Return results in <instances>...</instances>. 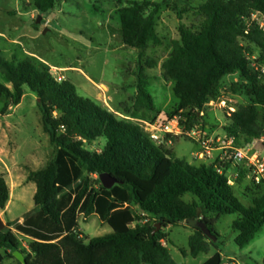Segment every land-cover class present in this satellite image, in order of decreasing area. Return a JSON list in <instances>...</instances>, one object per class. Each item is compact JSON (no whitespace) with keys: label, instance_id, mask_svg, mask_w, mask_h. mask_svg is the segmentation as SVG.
I'll use <instances>...</instances> for the list:
<instances>
[{"label":"trees","instance_id":"obj_1","mask_svg":"<svg viewBox=\"0 0 264 264\" xmlns=\"http://www.w3.org/2000/svg\"><path fill=\"white\" fill-rule=\"evenodd\" d=\"M56 1L34 0V4L46 14ZM164 6L170 7L168 0L134 1L119 11L123 44L138 50L140 59L151 45L162 44L156 19ZM197 11L204 18L202 30L182 27L181 42L162 65L178 100L165 118L177 116L184 132L195 130L202 123L200 114L207 115V105L219 98L223 79L239 74L245 84L235 86L233 92L245 91L251 104L227 115L224 134L235 138L237 148L264 142V78L251 68L241 44L245 41L257 48V62L264 64V30L250 23L253 13L264 16V0H208ZM148 63L150 69L156 67L155 62ZM0 71L12 87L0 83V99L5 100L0 113L6 115L19 106L29 88L38 99L43 131L54 148L44 169L29 171L27 180L37 187L34 209L22 223L5 224L0 217V264L13 257L9 251H20L23 264H177L162 244L167 240L165 230L171 227L186 224L192 230L189 251L183 252L192 258L217 249L193 222H204L219 239L214 227L220 217L238 214L233 228L240 249L264 227V193L245 206L229 184L230 170H239L237 185L250 174L244 163L234 166L217 159L190 164L177 159L172 148L157 146L138 125L78 97L72 82L58 81L49 68L31 60L7 61L0 52ZM136 79L134 109L154 111L142 65ZM100 139L106 140L101 153L86 149V144ZM102 174L119 184L105 189L99 179ZM189 194L197 201L185 203ZM9 201L10 188L0 177V210ZM80 216L86 220L97 216L112 233L87 239L79 230ZM157 225L160 230L154 234ZM222 263L217 251L204 264Z\"/></svg>","mask_w":264,"mask_h":264},{"label":"rangeland","instance_id":"obj_2","mask_svg":"<svg viewBox=\"0 0 264 264\" xmlns=\"http://www.w3.org/2000/svg\"><path fill=\"white\" fill-rule=\"evenodd\" d=\"M134 1L159 4L164 0H57L54 8L46 14L37 10L34 0H0V52L7 61L31 60L41 67L49 68L58 81L72 82L76 86L78 97L91 100L114 114L119 113L116 114L118 118L138 125L143 131L145 122L161 123L165 121V115L171 114L178 106L173 84L164 76L162 65L170 57L174 45L181 42L182 27L194 32L202 30L204 18L197 8L208 0H168L170 7L164 6L156 19V32L162 44L151 45L143 59H140L138 50L126 47L122 41L119 11ZM150 10L148 8L147 12ZM252 16L251 24L254 22ZM39 17H42L41 23L36 24ZM241 44L245 54L251 56L252 60L259 59L260 51L257 48L245 41ZM151 61L156 64L153 69L148 67V62ZM141 65L148 77V90L154 98L157 110H144L145 114L139 115L143 111L136 112L134 109L137 98L134 88ZM84 74L96 84L88 82ZM0 83L12 88L1 71ZM244 84L239 74L223 79L222 90L216 100L219 104L208 109L206 120L201 123L200 137H170L172 145L168 147L172 148L177 159L188 163L197 162L194 153L197 147L201 150L200 143L204 141H212L213 149L218 146V142L219 147H223L225 137H228L224 134V126L230 112L221 102L225 101L227 107L234 111L249 106L251 99L245 91L233 92L235 86L239 88ZM4 102V99H0V110L4 107ZM37 103L36 95L26 87L22 103L6 120L0 113V136L5 144L3 148L14 151L13 156L18 163H35L36 159L44 162L54 156L49 136L43 131ZM160 114V118H156ZM144 115L150 118L145 119ZM105 144L106 140L100 139L86 144V149L101 153ZM249 145V156L254 153L264 155L263 141H253ZM233 146L238 147L236 141ZM225 152L231 154L232 150L227 149ZM210 160L212 159L199 161ZM227 176L229 184L235 186L236 196L245 206H250L255 197L264 193V184L258 186L250 174L240 185H237L239 170H232ZM10 186L13 187V184ZM19 191L24 193V189ZM183 201L191 204L197 198L189 194ZM31 205L34 206L33 195H26V201L20 203L18 195L15 197L12 194L6 221L20 218ZM238 219V214L220 217L214 227L220 238L214 242L217 249L212 251L220 252L223 264H229V260L237 264H264V227L250 244L240 249L235 243L237 233L233 228ZM78 224L87 239L112 233L111 228L103 224L97 216H91L87 221L80 216ZM164 233L167 235V240H164L165 247H168L177 264H204L210 257L205 254L197 258L183 255V252L189 251V238L193 234L188 225L171 227ZM4 264L10 262L6 261Z\"/></svg>","mask_w":264,"mask_h":264},{"label":"built area","instance_id":"obj_3","mask_svg":"<svg viewBox=\"0 0 264 264\" xmlns=\"http://www.w3.org/2000/svg\"><path fill=\"white\" fill-rule=\"evenodd\" d=\"M254 21L253 23L257 24L260 29L264 30V16L260 13L252 14ZM258 19L257 21L255 19ZM246 58L250 63L251 68L257 72L262 78H264V64L259 63L257 61L252 60L251 56L246 54ZM216 101H211L207 107L208 109L217 107ZM221 105L226 109H229V115L234 113L235 111L232 108H228L225 104V101L221 102ZM232 111V112H231ZM205 112L200 114L201 122L206 120ZM202 124L198 126L193 131H186L182 129L180 126V118L174 117L172 119H165L161 123L156 121L154 123L148 124L145 123L144 130L142 131L154 144L157 146H170L172 145V140L170 137H178L180 135H186L188 137H200ZM226 141L223 142L222 149L226 151L227 149H231L232 153L228 154L225 152L223 157L220 159L221 161H230L234 166L240 165L244 163L249 170L250 176L252 180L257 185L264 183V155L260 156L258 153H254L249 156L250 145H247L244 148H236L233 146L235 139L232 137H225ZM201 150L195 154V160H209L212 159L213 147L212 141H204L200 143ZM231 170L229 171V173ZM163 246H165V241H162Z\"/></svg>","mask_w":264,"mask_h":264},{"label":"crops","instance_id":"obj_4","mask_svg":"<svg viewBox=\"0 0 264 264\" xmlns=\"http://www.w3.org/2000/svg\"><path fill=\"white\" fill-rule=\"evenodd\" d=\"M58 68L61 69V70L65 69V67H58ZM84 76H85V78H86V80L88 82H90L93 85L96 84L88 75L84 74ZM134 92L137 94V88L136 87L134 88ZM19 106L11 107L10 110L8 111V113L6 115H3V116H5L4 119L6 120V118H8L10 113L14 112L15 109H17ZM155 107H156V105H155ZM156 110H157V108H156ZM145 112L146 111H143L142 113H139V115L145 114ZM115 114H119V113L115 112ZM159 116H161V114L158 115V117H156V118H160ZM143 118L149 119L150 117L147 116V115H144ZM217 145L218 146L213 150V153H212V157L213 158H212V160H210V161H199L198 160L197 162H194V163L192 162L190 164H195V163H200V162L212 163L213 161H215L217 159H221L223 157V155L225 154V151L221 147H219L220 146L219 142H218ZM4 146H5L4 141H3L2 137L0 136V172H1V176L0 177H3L5 179V181L7 182L8 186L10 188V201L7 204L5 210H0V217H1L2 221L5 224L12 223V222H15V221H19L20 223H22L24 216L28 212L33 210L34 206H32V205L29 206L28 211L26 213H24L20 218H17L15 220L7 222L6 219H5V216L8 215V212H9V209H10V206H11V196H12V194H15V197L18 195V201L20 203L26 201V195H28V197L29 196L31 197L33 195V199H34V195H35V193L37 191V187H36V184L34 182H28L27 179H28L29 171H38V170L44 169L49 161L45 160L44 162H38V159H36L35 163L34 162L33 163H30V162L18 163L16 161V159L14 158V156H13V152L14 151L5 150L3 148ZM198 152H199V148L197 147V151L194 154H196ZM10 184H13V187H11ZM21 189H24V193H22L23 191L22 192L19 191ZM80 232H81V230H80ZM22 247L28 251V246H27L26 242H23ZM167 249H168V247H167ZM16 252H20V251H14V252L9 251V253L13 254V257L10 258V259H7L6 261H9L10 264H23V262L20 261L15 256ZM215 252H217V251H215ZM215 252L211 251V253L209 255H207V256H210V257H208V259L206 261H208L215 254ZM20 254H21L22 258L25 261V256L21 252H20ZM6 261H4V263ZM229 262H230L229 264H237L233 260H229Z\"/></svg>","mask_w":264,"mask_h":264},{"label":"water","instance_id":"obj_5","mask_svg":"<svg viewBox=\"0 0 264 264\" xmlns=\"http://www.w3.org/2000/svg\"><path fill=\"white\" fill-rule=\"evenodd\" d=\"M41 20L42 17H39L38 20L36 21V24H40ZM99 179L101 181L102 186L107 190H111L113 187L119 184V182L109 174H102L100 175ZM192 225L194 228L201 230L204 233V235L212 242L217 241V238L214 236V234L211 232L207 224H205L204 222H193ZM159 230H160V225H157L154 234L157 233ZM15 256L24 263V259L22 258L20 252H16Z\"/></svg>","mask_w":264,"mask_h":264}]
</instances>
